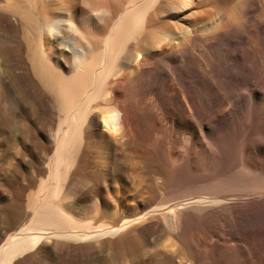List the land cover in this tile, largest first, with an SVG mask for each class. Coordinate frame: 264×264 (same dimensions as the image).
<instances>
[{
    "label": "bare ground",
    "instance_id": "1",
    "mask_svg": "<svg viewBox=\"0 0 264 264\" xmlns=\"http://www.w3.org/2000/svg\"><path fill=\"white\" fill-rule=\"evenodd\" d=\"M126 2L0 0V75L11 109L16 104V82L10 76L17 72L16 59L23 66V72L18 73L30 79L34 90L42 96L52 94L58 109L67 114L75 107L81 90L89 86L88 81L95 80L87 60L98 49L112 52L115 44L117 47L111 55L107 51L105 74H101L105 76L99 77L102 84L94 81L98 87L101 85L97 90L104 92L96 102V106L104 108L95 116L96 124L102 127L94 151L96 167L82 184L65 180L60 204L47 201L33 211L29 229L48 234L9 236L0 249V264H8L28 252H32L28 260L64 264V254L72 251L76 253L69 261L79 264H264V182L248 189L250 193L243 196L249 199H243L242 195L236 202L226 203L192 199L181 204L180 209L164 203L153 206L150 199L146 201L143 190L147 187L142 178L144 164L149 163L155 178L153 186L150 185L154 192L169 185L174 169L195 182L213 180V176L207 175L204 160L212 142L199 131L193 136L184 135L185 124L192 121L193 113H199V102L205 104L209 120L228 119L231 115L225 113L240 103L237 109L247 122L244 134L219 136L213 141L220 151L221 171L264 174V122L258 124L261 126L258 132L250 125L247 112L244 115V108L241 109L245 105L242 92L250 91L254 101L264 94V0H243L238 12L228 8L230 0H142L132 8L127 7L129 2L125 7ZM218 11L222 13L220 18L214 16ZM124 46L133 49L130 55L123 56ZM257 46L263 49L261 53ZM62 59L65 63L72 61L70 79L62 76L61 69L68 67ZM250 110L253 118L260 117L257 104ZM148 120L150 125L146 124ZM134 122L148 135L130 136ZM110 129L119 130L122 136H112ZM74 146L79 148V154L89 147L84 143ZM68 147L66 138L58 141L56 155L62 157ZM134 147L149 148V158L129 153ZM43 148L49 150L51 145ZM40 156V164L44 165V153ZM13 161L6 162L5 171L12 168ZM14 175L19 190L24 191L22 169L17 168ZM193 187L187 185L185 190L193 191L196 189ZM70 193L75 199L73 203H65ZM94 196L96 201L87 203ZM76 205L80 210L93 209L95 218L90 222H99V226L92 229L90 225H78L72 214ZM168 208L174 210V222L179 227L184 226L185 213L192 216L209 213L208 217L215 222L224 221L228 213L231 221L222 246L227 250L229 246H237V260L230 255L228 259L225 252L223 258L207 254L202 262L194 246L188 244L182 249L164 246L163 241L171 238L162 223V214ZM7 214L17 224L19 215L26 216L27 211L21 203L18 210ZM222 225L218 223L212 229L207 225L206 229L212 238H218L224 232ZM135 232L143 238L140 247L64 245L71 249L58 250L59 244L54 243L57 238L70 241L104 236L125 240ZM151 232H157V237H150Z\"/></svg>",
    "mask_w": 264,
    "mask_h": 264
},
{
    "label": "rangeland",
    "instance_id": "2",
    "mask_svg": "<svg viewBox=\"0 0 264 264\" xmlns=\"http://www.w3.org/2000/svg\"><path fill=\"white\" fill-rule=\"evenodd\" d=\"M141 2L142 0L141 1L127 0L125 7L128 4L129 6L127 5V7L132 8L133 6L139 5ZM242 3H244L243 0H230V2H228L229 5L228 8L231 9V12L232 11L238 12L239 9H241L243 6ZM220 12L218 11L214 16L220 18L222 15V13ZM114 46L113 48L116 49L117 47ZM259 46H257V51L261 53L263 49H261L260 48L261 46L260 47ZM127 47L125 46L123 47L122 53L125 51L123 53L124 55L122 54L123 56L130 55V53H132L133 51V49H131L130 51L129 48L131 47H128V49ZM114 49L112 50V52L114 51ZM101 50L104 51V48L98 49L96 52L92 54L91 56L92 59L89 58L87 60L88 61L87 63L89 64L88 66H90L93 71L92 75L90 73L91 70L89 71V73L91 76L94 75L93 76V78L95 79L94 81H98V82L99 81L101 82L102 80L99 77L102 78L103 76H105V75L102 76L101 74L104 73L105 70L104 68H106L105 66L107 65L109 52L110 55L112 54L111 50L109 51V49H105L106 52L104 51V53L107 54L106 56ZM102 54L104 55L102 56ZM103 57H105V59H103ZM61 62L68 66L65 70L61 69L62 76L64 77V79H70L73 75L72 73L73 70L71 71L70 70L71 68H69L72 61H66L67 63H65V60L62 59ZM105 62L106 65L104 66ZM20 64H22L20 59H16L15 66L18 67L16 69L17 72L12 73L10 75L16 82V89H15L16 104L14 106V109L10 108V105L7 100V94L2 84L4 78L2 75H0V96H1L0 97V249L2 246L6 245L7 240L11 235H17V237H25L36 233H40L44 235L48 234V232L29 229L33 217V211L35 209L40 208L42 204L46 203L47 201L53 203L59 202L60 204V200L63 199L61 188L64 185V183H66L65 180H67L68 178L71 179L72 183L75 185L82 184L84 182L83 180L86 179V177L96 167L95 166L96 161L94 160V151L97 148V142L100 136L98 134L102 129V127L100 125L98 126L95 121V116L99 113V111H101L100 109H104L103 106H96V102H98L99 99L103 97V93H104L103 91L101 92L97 90V89H101L100 88L101 85L100 87H98L97 85L98 82H94V81L91 82L92 80L88 81L90 82L89 86H85L86 88H83L84 91L81 90L79 94L80 96L78 95L77 101L74 104L75 107L72 108L73 110H70L67 114L63 112L61 113V111L56 106L57 104L52 94L46 93L45 97L42 96V93L34 90L35 88L33 82L30 79H27L23 73H18V72H23L22 69L23 66H21ZM100 82L99 84H102ZM98 91L100 92L99 94ZM192 91L197 92L198 90L193 89ZM249 93L250 91H245L244 93L243 92L241 93L243 95L242 97L243 105L245 103V105L241 109L243 110L244 108L243 110L244 115L246 114V112H247L246 115H249L248 121L250 125H254L258 130V132H261L260 130L261 126L258 124L262 123L261 120L264 122V94L254 101L252 100V96H251L252 93L250 94ZM216 100L218 101V98ZM255 104H257L259 107L260 117L254 116L253 118L252 110L250 109L251 107L253 109V105ZM238 105H240V103H238ZM238 105H236L229 112L225 113V114L230 113L231 117L229 116L228 119L216 118L213 120L211 119L209 120L205 115L206 112L205 104L203 102H199V106H197L199 113H193L194 115H192L193 116L192 121L191 122L189 121L185 124V133H184L185 136L187 137L193 136L195 132L199 131L202 133V136L205 135V137L208 140H210V143L212 142L211 143L212 147L210 146L211 148L209 147L205 151L206 153L204 160L207 161L205 162V165L208 167L207 169L208 171H206L207 175L208 176L210 175L211 177L213 176V180L205 179L200 182L198 181L195 182L193 178L192 179L186 178L184 176L183 179L182 175L174 171L175 170L174 169L170 173L171 176H170L169 185L162 186L161 188H159L154 192L152 191L151 188L153 186L152 184H154L153 180L155 179L153 178L154 174L151 172L152 166L151 164L149 165V163L147 164L148 166L144 164L145 168H143V170H145V172L142 174V178H143L144 186L147 187L146 189L143 190V193L144 191H146L144 194L146 201L151 200L150 202L153 203V206L155 204H156L155 206H157L160 203L161 204L164 203L165 206L168 205V207L171 208L173 206H176L177 208L180 209H181L180 207L181 204H184L192 199H207L212 201L218 200L219 202H224V203L236 202L239 199L238 197L239 195L243 196L244 194L250 193L247 192L248 189L260 185L262 184V182H264L263 179L264 174H262L261 172H257L255 174L250 173L248 175V173L245 174L246 171L245 172L241 171L243 173L239 171L236 173L221 171L222 162L221 159H219L220 151L218 150V147H216L217 144L213 141L219 136H231V135L233 136L234 134L236 136L237 132L238 133L243 132L244 134V132L246 131V128L244 127L247 126V122L242 119V115L239 109H237ZM205 121L209 122V124H207ZM111 123H113V120ZM134 123H133L134 124L133 130H131L130 132L131 133L130 136H137V138H139L140 136L148 135L146 134L147 132L144 129L142 130L138 122L137 123L134 122ZM146 124L150 125V120H148V122L146 121ZM109 132L112 136H122L119 130L117 131V129L115 130L110 129ZM238 133L237 136L239 135ZM194 136H199V134ZM63 138L64 139L66 138L67 143L69 142L68 148L70 149H67L69 150L68 152L65 151V153L61 154L62 157H64L65 155V158H63L62 160L61 156L59 158V156L56 155L55 149L58 141H60ZM70 142H72L73 146H70L71 145ZM73 143H76L78 146L84 143V144H88L89 147H87L86 150L82 151L81 154H79L80 153L79 148L77 149V146H74L76 144ZM46 144L51 145V148L49 150H44L43 147ZM190 145H192V142ZM74 147H76L78 151H74L73 150ZM148 150L150 149L148 148ZM148 150L147 148L145 149V148L134 147L133 149H129L128 152L131 154L132 153L137 154L138 156L144 155L149 158V155L151 154V150L150 151ZM42 153H44L46 159L44 165L40 164L39 161L41 160L39 157H41L40 155H42ZM11 158L14 159L13 161L14 165L12 164L11 166L12 168L11 169L9 168L7 169V171H5L6 167H8L5 164L6 162L12 160ZM57 158L61 161H59ZM17 168L22 169L23 172L22 182L26 185V189L24 191L19 190L18 182L14 177L15 176L14 173ZM9 171L11 174L9 173ZM187 185L188 186L194 185L196 189L188 192V190L187 191L185 190ZM246 187H248L247 190ZM96 197L97 196H94L92 201H88L87 203L94 202V200L96 201ZM249 198L250 197L246 198V196L245 197L243 196V199H249ZM74 199L75 197L73 193H70V195L67 196L65 203L66 202L73 203ZM21 203L24 207V210L27 211L28 216L19 215V221L17 224H15V221L10 217V215L7 214V212H10L11 210H18L21 207ZM76 206L72 210V214L74 219L78 222L77 223L78 225H87V226L90 225L92 226V229L97 228L99 226L100 224L99 222L96 223L90 222V220L95 218V211L93 209L91 210L90 208H87L86 210H80L78 209V206L77 207ZM170 209L168 208V210L167 209L166 211L164 210L162 214V223L164 227L167 229V231L171 233L170 235L171 238L170 239L168 238V240L166 239L163 241L165 244L164 246L170 249L173 247L176 248L178 246H179L178 248L182 249L186 247V245L188 244H189L188 246H191L192 248L194 246V249L198 251V252L196 251V255L198 256L200 255V259L202 262H203V257L207 254L213 255V257L215 258H218V256L223 258V255H225L227 252L228 254H226L225 256L228 255L227 256L228 259L233 256L232 257L233 260H237L238 258V255H236V253L238 254L237 246L235 245L229 246L228 247L229 251L227 250V248L222 246L223 241L227 237L225 233L229 229L228 225H230V221H231V217L228 213L226 214V217L222 222L221 221L215 222V220L210 219L208 217L209 213H205V212L203 214H200L199 216H192V214L185 213L184 226L179 227L174 222L173 217L175 215V212L174 210L172 209L170 210ZM218 223L223 224L222 225V229L224 231L223 235L221 233V235H219L218 238L216 237L212 238V236L209 234L208 230L206 229L207 228L206 226L208 225V227L212 229ZM85 231H89V230L86 229ZM151 234L152 235H149L150 237L152 236L157 237V232H151ZM46 237L47 236H45L44 238ZM130 237L129 239H125V240L121 238L117 241L115 238L111 239L106 236L102 237V239H87V240L70 239V241L66 240L65 238H57V240H54V243H56L57 241V243L59 244L60 247L59 246H57V248L55 247L58 250L60 249L68 250V248L71 249V247L78 248L80 247V245L93 247V248H107V247L128 248L132 246L140 247L142 245L143 238L141 236V233L137 234V232H135V235L133 234L132 237L131 238ZM44 241H48V238L44 239ZM64 245H68L71 247H67ZM75 253L76 251H72L71 253L68 252V255L64 254L65 256V257L63 256L64 264H79V262L71 263L69 261L70 258H72L75 255ZM30 255H32V252H28L22 257L19 258L17 257L8 264H41L39 261H36L35 259L28 260L27 258ZM229 255L231 257H229Z\"/></svg>",
    "mask_w": 264,
    "mask_h": 264
}]
</instances>
